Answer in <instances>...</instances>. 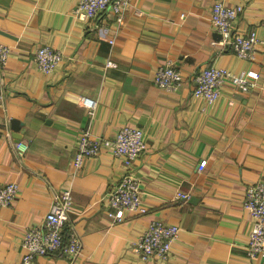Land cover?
<instances>
[{
  "label": "crops",
  "instance_id": "crops-1",
  "mask_svg": "<svg viewBox=\"0 0 264 264\" xmlns=\"http://www.w3.org/2000/svg\"><path fill=\"white\" fill-rule=\"evenodd\" d=\"M76 0H0V186L18 184L0 208V264H17L26 229L39 225L54 194L69 189L72 231L82 243L74 264H264L244 247L253 219L243 207L246 185L264 180V0H220L240 5L234 22L258 37L252 60L219 43L210 23L219 0H131L121 21L107 10L79 19ZM48 45L61 61L43 73L35 50ZM178 68L175 92L153 83L158 66ZM257 72L248 91L229 83L214 101L192 93L202 67ZM95 102L88 113L79 99ZM127 125L147 146L131 161L105 149L72 165L83 132L113 137ZM16 143L26 144L19 155ZM203 162V166H201ZM125 173L138 181L143 215L107 216V197ZM177 191L188 193L175 199ZM178 225L171 255L141 260L133 251L149 221ZM36 264H68L53 253Z\"/></svg>",
  "mask_w": 264,
  "mask_h": 264
},
{
  "label": "built area",
  "instance_id": "built-area-1",
  "mask_svg": "<svg viewBox=\"0 0 264 264\" xmlns=\"http://www.w3.org/2000/svg\"><path fill=\"white\" fill-rule=\"evenodd\" d=\"M131 0H76L72 9L73 15L79 19L95 17L107 10L113 12L117 21H121L122 11ZM242 11L240 5H227L223 1H216L212 5L210 23L220 36L219 43L227 46L238 57L252 60L256 55L258 37L254 31L241 33L234 27V22ZM8 49L0 44V64L7 61ZM63 55L57 49L48 45L38 47L34 52V59L43 73H50L61 61ZM257 72L243 70L238 73L223 67L208 66L198 69L191 77L192 93L211 102L220 95V88L229 83L233 87L248 91L255 85ZM183 81L181 71L171 64L157 67L153 76V83L166 91L175 92ZM79 102L92 113L95 102L87 97H81ZM147 146L143 131L139 128L124 125L113 137H92L83 132L77 143V150L72 160L74 168H79L85 157L97 155L105 149L115 157H123L131 161L138 157ZM18 154L26 150V144L16 143ZM203 166V162L200 163ZM18 184L7 182L0 186V208L7 206L17 196ZM188 193L177 191L175 199L186 200ZM110 209L107 216L113 223L124 220L122 211L143 215L148 208L143 203L138 181L129 173L121 176L114 190L107 197ZM253 219V226L246 237L244 247L249 257H264V180H258L246 185L242 200ZM72 198L69 189L53 195L49 208L43 215L39 225L26 229L21 240L24 251L17 264H36L39 255L60 253L68 259V264H74L82 251V243L74 232H70L64 240V229L70 221ZM179 226L166 224L162 221H149L146 229L133 246L138 257L147 261L153 258L161 261L171 255V247L178 236Z\"/></svg>",
  "mask_w": 264,
  "mask_h": 264
}]
</instances>
